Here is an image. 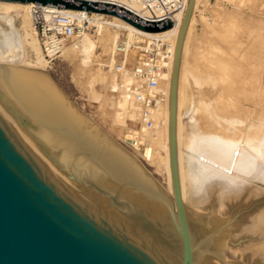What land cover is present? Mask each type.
I'll use <instances>...</instances> for the list:
<instances>
[{
	"label": "bare ground",
	"instance_id": "6f19581e",
	"mask_svg": "<svg viewBox=\"0 0 264 264\" xmlns=\"http://www.w3.org/2000/svg\"><path fill=\"white\" fill-rule=\"evenodd\" d=\"M197 1L195 0L194 9ZM31 4L0 0V18L10 24L9 29H0V111L4 113L5 119L12 127L16 126L19 131L17 133H20L23 140L64 182H66L65 178L69 179L70 185L74 188L73 184L85 188L84 190L79 188V191L108 203L107 198L97 192L93 186L101 187L107 193L114 192L128 199L151 218L169 221L163 206L136 193L132 188L118 186L106 176L92 158H98L107 163L120 177L131 178L174 203L169 160V94L176 40L188 0H185L183 10L175 13L174 24L164 30H144L118 16L93 12L92 19L97 27L89 33L97 37V41L99 40L98 42L105 50H109L112 47V38L115 36L120 38L122 34L120 29L127 28L129 30L127 41L123 40L114 49L118 51L124 48L126 57L129 53H134L135 48L139 46L138 43L144 41V37L153 39H149V45L155 41L165 44V38H170L168 43L170 57L166 61V70L161 74V83L159 79L157 85L149 92L155 99V104L151 108L152 120L148 124L141 122V131L135 138L136 146L140 139H147L146 156L156 162L157 169L161 165L164 166L166 171L164 188L135 155L115 142L92 117L75 106L52 80L42 66V54L36 39L37 31L29 12ZM132 8L140 14H148L139 5H134ZM58 10L68 11L64 8H58ZM68 12L74 13L79 18L84 15V10ZM17 16L20 22L19 28L14 25V18ZM193 16L192 13L183 42L177 89V156L181 194L188 220L218 202L263 199L264 197V96L259 95L253 101L255 104L253 112L252 110L250 113L245 112L243 105L240 109V105L237 104V113H234L232 117L226 113L227 120L231 122L228 128L224 126L225 113L221 114L220 111L223 110H217L215 107L218 102L215 96L207 95L206 101L204 99L199 101L197 105V111L200 114L197 118L199 119L198 140L193 142L190 158L186 161L187 169L182 162L181 129L183 128L180 123V109L184 103L181 95L183 81H185L183 59ZM108 17L112 21H108ZM108 26L117 27L114 30L116 32L114 37L109 32ZM78 39L65 46L61 54L95 50L94 44L84 45L85 42L81 43ZM27 48L35 54L33 62L26 58ZM87 54L91 56L90 52ZM140 56L144 55L140 54ZM98 75L103 78L106 73L99 72ZM131 80L132 75L128 71L107 77V83L120 90L114 97L115 105L111 102L110 106L114 105V108H117L118 117L115 113L114 117L122 120L123 122L119 121L122 123H126L127 118H140L139 120L142 121L141 109L145 102L138 103L127 89V84ZM142 91L146 95L148 90L144 86ZM92 95L96 100L101 97V93L97 90L92 91ZM245 117L252 121H246ZM116 122L118 121H114ZM160 149L163 150V154ZM76 189L78 190V187ZM235 237L258 238L243 241L240 249L244 254L264 261V207L247 225L235 232Z\"/></svg>",
	"mask_w": 264,
	"mask_h": 264
},
{
	"label": "water",
	"instance_id": "95a60500",
	"mask_svg": "<svg viewBox=\"0 0 264 264\" xmlns=\"http://www.w3.org/2000/svg\"><path fill=\"white\" fill-rule=\"evenodd\" d=\"M1 1L115 15L148 31L173 24L168 16L148 20L98 0ZM194 5L195 0H188L170 82L168 136L174 203L92 158L118 186L132 188L163 206L169 221L153 219L128 199L101 187L93 186L108 203L67 185L0 113V264H264L240 249L243 241L258 238L235 237L262 210L264 199L218 202L187 219L177 156V89Z\"/></svg>",
	"mask_w": 264,
	"mask_h": 264
},
{
	"label": "rangeland",
	"instance_id": "374dc122",
	"mask_svg": "<svg viewBox=\"0 0 264 264\" xmlns=\"http://www.w3.org/2000/svg\"><path fill=\"white\" fill-rule=\"evenodd\" d=\"M193 15L189 29L190 36H188L185 46V60L183 59L185 81H183L181 95L184 98H182L184 103L180 109V123L183 128L181 129V151L183 150L182 162L185 169H187L186 161L190 158L193 142L198 140L199 119L197 118L200 114H198L197 105L199 101L202 99L206 101L207 95L215 96L219 102L215 104V107L217 110H223L220 111L221 114L225 113L224 126L228 128L231 122L227 120L226 115L232 117L234 113H237V104L240 105V109L243 107V111L250 113L255 108L253 101L259 95L264 96V0H198ZM107 20L112 21L110 17ZM19 24L17 16L14 18V25L19 28ZM108 27L113 30H109V32L114 37L116 33L114 30L117 27ZM9 28V22L0 18V29L7 30ZM94 29L95 27H91L86 32L87 35L84 34L85 37L78 41L85 42L84 45L94 44L95 50L90 49V51L85 50L74 54L63 52L52 60L44 57L41 42L36 35L38 49L41 50L39 51L43 59L42 66L73 104L92 117L115 142L135 155L151 176H154L153 178L158 184L164 188L166 171L162 165L157 169L156 162L146 156L147 139H140L138 145L135 144V138L141 131L140 118H127L126 123H122V120L114 117V113L118 117V110L114 108L116 103L114 97L119 94L120 90L107 83V77L112 74H120L123 71H128L131 74L129 69L136 63L140 47L147 45L150 38L143 36L144 41L139 42L134 53H129L126 57L125 54L114 49L123 40L127 41L126 37L129 32L127 28L126 30L120 29L122 33L120 38L117 37V39L116 36L112 38V47L109 50L103 48L98 42L99 40L97 41V37L89 35L90 31ZM169 41V37L165 38V44H168ZM66 49L65 52L69 50ZM89 52L91 56L87 54ZM25 55L29 61L35 60V54L31 49L27 48ZM119 62L124 64V68L120 72L116 71V64ZM164 64L166 65V62ZM99 72L106 73V75L100 78ZM262 85L263 87H261ZM93 88L101 93L99 100H96L92 95V91H95ZM111 102H114L112 107L110 106ZM0 113L3 112L0 111ZM2 116H5L4 113ZM116 120L118 126L114 123ZM245 120H250V118L245 117ZM17 132L19 131L17 130ZM189 139H191L190 142ZM160 152L163 154V150L160 149ZM65 181L68 182H65L67 185L71 186L69 179L65 178ZM73 185L75 188L71 186L72 188L78 187L79 190V186ZM93 198L96 199L94 196Z\"/></svg>",
	"mask_w": 264,
	"mask_h": 264
},
{
	"label": "built area",
	"instance_id": "2783aa9c",
	"mask_svg": "<svg viewBox=\"0 0 264 264\" xmlns=\"http://www.w3.org/2000/svg\"><path fill=\"white\" fill-rule=\"evenodd\" d=\"M118 4L138 16L148 20H159L164 17H170L175 22L174 15L177 11L183 10L185 0H98ZM139 5L147 12V15L136 12L132 7ZM68 11H73L68 9ZM61 12L56 5L32 3L29 12L32 17L34 27L37 31V37L41 42L43 55L48 60L54 59L61 54L65 46L74 42L76 39L86 34L91 27H97L93 22V12L85 11L79 18L71 12ZM107 15V14H106ZM172 24V25H173ZM94 29V30H95ZM100 30V28H99ZM170 44H161L152 42L140 47L139 56L136 63L129 69L132 74V80L127 84L135 100L142 104L141 120L148 124L151 122V108L155 104V99L149 93L158 83L164 64L170 57L168 48ZM121 54L125 49L118 50ZM144 55V56H140ZM124 68L123 62L116 64V71L120 72ZM147 88V94L142 91V87Z\"/></svg>",
	"mask_w": 264,
	"mask_h": 264
}]
</instances>
